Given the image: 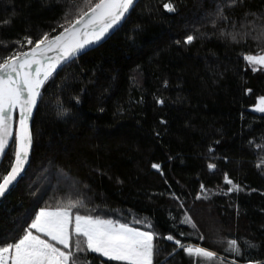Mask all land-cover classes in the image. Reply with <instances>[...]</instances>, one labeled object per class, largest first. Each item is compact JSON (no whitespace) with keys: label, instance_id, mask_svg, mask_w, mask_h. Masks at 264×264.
<instances>
[{"label":"trees","instance_id":"1","mask_svg":"<svg viewBox=\"0 0 264 264\" xmlns=\"http://www.w3.org/2000/svg\"><path fill=\"white\" fill-rule=\"evenodd\" d=\"M88 6L0 0V58L58 35ZM262 51L264 0H140L105 43L45 82L31 164L0 202V245L41 209L77 203L81 215L155 233L153 264H201L169 235L219 255L208 264H264V113L252 111L264 69L244 59ZM71 251L78 264H119Z\"/></svg>","mask_w":264,"mask_h":264},{"label":"snow or ice","instance_id":"2","mask_svg":"<svg viewBox=\"0 0 264 264\" xmlns=\"http://www.w3.org/2000/svg\"><path fill=\"white\" fill-rule=\"evenodd\" d=\"M87 2V10H81L62 34L52 39L45 35L31 51L14 52L0 58V158L5 156L10 142L16 145L10 170L0 175V197L13 185L27 162L32 144L29 120L41 97V87L58 66L86 46L101 40L118 25L134 4V0ZM164 7L169 12L175 10L171 3ZM192 40L193 37L188 36L186 42L191 43ZM27 43L32 44L33 41L28 39ZM49 53L56 55L50 56ZM244 59L253 71L260 70L264 66V51L246 55ZM17 110L19 126L13 137V113ZM255 110L264 112V98L258 100ZM153 167L159 169V165L154 164ZM208 167L214 170L216 166L209 164ZM224 180L232 185L233 190H240L227 174ZM80 206L68 203L41 209L18 241L0 245V264H78V258L71 251L73 246L77 252L97 253L119 264H153L155 233L73 211ZM167 239L183 247L189 256L207 261L215 259L216 254L212 251L202 247H184L171 235ZM229 245L232 251L238 252L236 240L229 241Z\"/></svg>","mask_w":264,"mask_h":264},{"label":"water","instance_id":"3","mask_svg":"<svg viewBox=\"0 0 264 264\" xmlns=\"http://www.w3.org/2000/svg\"><path fill=\"white\" fill-rule=\"evenodd\" d=\"M140 0H134V4L133 6L129 9L128 13L125 15V17L121 20V22L114 26L113 29H110L109 32L99 41L91 44V45H88L86 46L84 49H82L80 52H78L72 59L68 60L67 62H64L62 63L60 66L57 67L56 71L54 73H56L57 71H59L60 69H62L63 67H65L66 65H68L70 62H72L73 60H75L76 58L80 57L81 55H83L84 53H87L97 47H99L100 45H102L103 43H105L122 25L123 23L126 21V19L128 18L129 14L131 13V11L134 9V7L138 4ZM64 31H62L61 33H59L58 35L62 34ZM56 35V36H58ZM56 36L52 37V38H55ZM50 38V39H52ZM33 48V47H32ZM31 48V49H32ZM31 49H28L26 50L25 52L27 51H31ZM50 56H54L56 55V53H49ZM53 73V74H54ZM52 74V75H53ZM45 84V83H44ZM44 86V85H43ZM43 86L41 87L40 89V92L42 91V88ZM39 103H40V98L37 100V105L36 107L33 109L32 111V115H31V118L29 120V127H30V130H31V133H32V124H33V121H34V117H35V114H36V111L38 109V106H39ZM16 118H18L19 120V112L18 110L16 112L13 113V137L15 136V133H16V125H15V122H16ZM19 126V125H18ZM13 142H10L9 144V147L5 150V156L6 154L8 153L11 145H12ZM33 147H34V140H33V133H32V144H31V148L29 150V154H28V157H27V162L24 164V167H23V171L19 174V176L17 177L16 181L13 182V185H11L9 187V190L5 192L4 196L0 197V202L19 184V182L22 180V178L24 177L25 173L27 172L30 164H31V161H32V155H33ZM5 156L3 158H0V166L5 158ZM14 162V161H13Z\"/></svg>","mask_w":264,"mask_h":264},{"label":"rangeland","instance_id":"4","mask_svg":"<svg viewBox=\"0 0 264 264\" xmlns=\"http://www.w3.org/2000/svg\"><path fill=\"white\" fill-rule=\"evenodd\" d=\"M260 68H263L264 69V66H261ZM262 98H264V97H262ZM258 104V103H257ZM257 104H256V106H257ZM256 106H254V107H252V111H254V112H257V113H264V112H259V111H256L255 110V107ZM15 125H16V131H17V129H18V118H16V122H15ZM15 137V136H14ZM138 230H140V231H143V230H141V229H138ZM192 247H201V246H197V245H192ZM203 248V247H202ZM205 249V248H204ZM206 250H208V249H206ZM210 251V250H209ZM214 253V252H213ZM216 254V253H215ZM215 257H219V255H215ZM221 258V257H220ZM198 259V261L201 263V264H208L210 261H207V260H202V259H199V258H197Z\"/></svg>","mask_w":264,"mask_h":264},{"label":"crops","instance_id":"5","mask_svg":"<svg viewBox=\"0 0 264 264\" xmlns=\"http://www.w3.org/2000/svg\"><path fill=\"white\" fill-rule=\"evenodd\" d=\"M35 231V230H34ZM34 234H36L35 232H34Z\"/></svg>","mask_w":264,"mask_h":264}]
</instances>
